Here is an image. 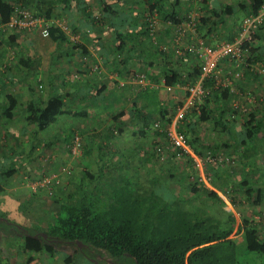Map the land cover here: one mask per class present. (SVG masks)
Returning <instances> with one entry per match:
<instances>
[{"label":"trees","instance_id":"obj_1","mask_svg":"<svg viewBox=\"0 0 264 264\" xmlns=\"http://www.w3.org/2000/svg\"><path fill=\"white\" fill-rule=\"evenodd\" d=\"M34 1L36 5L31 10L32 14L29 13L33 17L44 19L49 25L48 37L43 39H49L60 48L68 46L66 50L60 52L57 49L52 59L53 67L62 68L58 70V75L53 72L46 76L39 70L38 61L32 50L26 49L20 54L15 51L14 47L21 46L18 41L20 30L3 27L19 11L17 7L30 10V4ZM77 1L80 0H0V30L6 31L4 41H0L1 52L8 53L10 50L8 47H11L17 60V63H14L17 66L14 70L15 74H21V77H25L24 80L28 81V97L25 101L22 99L23 102L20 101L10 92L4 94L0 100V129L15 138L18 134L24 136V138L19 136L18 149L12 150L9 155L2 152L0 178H11L21 169H30V165L34 173L39 167L42 168V163L38 162L39 155L35 153V149L39 148L40 144L43 149L53 147L61 162H66L80 152L79 147L82 145L80 134H83V130L79 128L88 120L89 115L85 106L80 109L73 107L70 91L67 90L70 87L75 88L77 96L79 93H84L85 89L90 87V75L96 70L92 71L91 66L89 67L85 61L87 50L79 49L77 42L70 46L72 41L67 32L52 22L54 18L62 21L66 29L70 28V34L78 36L80 33L70 20ZM211 3L210 0H101L100 3V16L102 15L103 20L109 24L118 42L111 52L112 59L115 55L121 54L118 66L124 69L127 68L126 62L131 58H136L138 64L148 65L143 72L139 68L141 73L137 72L138 69L129 67L127 73L116 77L117 80L111 83V87L115 90L109 97L114 104L121 101L120 98L115 100L119 95L117 93L130 89L133 82L142 87V98L147 104L144 106L146 108L133 103L130 109L112 111L111 126H106L103 137L106 136V131L109 132L107 135H110L107 137H113V131H109L113 126H118V132L122 133L123 122L129 117L138 116L137 121L142 125L139 135L147 138L150 133L148 124L149 121H153L152 117L155 113L160 118H165L168 114L174 115L175 111L169 107L167 99L165 100L167 88L174 89L176 86L184 85L192 88L199 81L203 74L204 62L196 54V48L200 42L205 47L218 48L219 46L210 45V37H221L224 33L220 25L223 27L226 19L233 20L232 31L224 37L222 44L218 43L219 41H216V44H236L237 56L229 54L222 57L217 62L214 74L202 78L201 100L203 101L190 108L185 115L186 118L181 120L176 128L185 136L192 151L202 157L205 176L211 188L199 178V172L195 168L192 169L193 158L186 151L173 145L177 149V154L187 157V161L191 163L181 170H177L174 166L176 162L171 163L168 157L162 158L157 139L167 138V131L158 128L156 123L151 134L153 141L150 146L153 149L147 154L143 153L144 150L136 153L130 150L137 164V168L132 173L125 166H123L125 170L121 168L119 160L121 161L122 157L119 156L122 155L103 150L101 148L103 145L96 143V152L100 153L96 174L87 171L85 177L82 176L87 178V182L81 179L78 186L66 194L62 193L60 198H55L50 211L44 210L40 215L35 210L31 211L24 215L21 224L9 221L0 213V264H9L10 255L2 251V247L11 246L12 242L24 257L25 264H42L43 260L40 258L42 254L52 256L61 253L64 255L61 264H77L74 262L76 256H81L89 264H264V237H261L255 223L243 219L240 224H236L234 230L235 220L231 219L230 215L226 221H223V211L214 213L213 209L211 210L212 206L207 208L196 204L200 196L212 203L223 205L224 202L217 193L219 191L230 199L224 187L232 183L230 181L233 177L232 172L222 169L226 175L225 179H221L217 174L223 168L222 165L230 164L232 159L230 161L228 157L217 154L215 152L217 148L212 150L203 142L204 140H200L195 129L197 124L190 126L185 119L192 115L198 123H209L215 130L219 128L227 142L232 141L235 146L247 151L255 147L253 144L255 139L264 137L263 116L259 118L254 111L246 114L236 104L232 105L234 99L247 98L249 95L247 84L251 80L255 81L258 76L257 71H254L256 65L264 66V59L258 56L259 50L256 46V42L261 37L264 39L261 32L264 29V0H225L219 1V4L211 5ZM127 5L132 6L133 9L123 8ZM53 7L58 9L56 15L52 10ZM81 8L83 13L87 10L85 2L82 3ZM191 11H196L198 16H192ZM240 14L243 18H240ZM100 16L93 17L88 13L84 21L88 20L98 25L101 21ZM157 18L163 25L155 31ZM246 21L252 22L250 28H247ZM189 30H192L195 37H191L188 42ZM242 34L245 36L241 40ZM81 36L82 39L86 38L85 34H80L78 39ZM191 47L195 48L193 52L188 51ZM140 56L147 59L140 62L137 59ZM227 62L237 66L233 70V75H238L240 83L233 80L224 82L226 78L223 77L221 67ZM11 66L4 65V72L2 70L0 72V89H4V78L14 75L11 71L14 68ZM70 68H77L76 73L85 78L84 83H80L73 76L70 77ZM95 74L93 78L100 73ZM44 76L46 79H43ZM140 76L143 83L138 82ZM228 77L231 78L230 75ZM30 78L35 82H30ZM146 80L155 85L162 83L165 87L164 95L161 94L155 105L150 104V99H153L150 95L155 94L154 85L148 86ZM106 90L101 91V88L96 90L91 86L84 95L86 97L95 93L103 95ZM186 96H190L189 91L186 92ZM260 104L261 102L257 101L256 105ZM139 110H142L143 114H139ZM254 110L258 111L257 108ZM226 115L232 117L231 120H226ZM237 118L240 120L237 121ZM165 119L166 123H171L170 117ZM64 120L70 122L69 130L61 126ZM16 123L20 125V131L10 133V129L16 128ZM57 124L61 129L60 132L52 134L49 138L42 137L47 130L53 129ZM28 125L33 127L32 131H28ZM63 131L67 137L60 136ZM76 138H78V147L76 152H73ZM60 141L63 142V146L59 145ZM227 144L223 146L228 147ZM18 153L21 158L15 159ZM246 153L244 151V154ZM206 155H209L210 161L205 159ZM113 159H116V162ZM128 159H125L127 166ZM141 167H144L141 170L145 171L147 176L145 179L148 178L143 184ZM42 171L45 173L43 168ZM178 173L184 175L183 179H187L189 197L176 194L178 192L176 185L174 182L170 183ZM30 179L36 177L31 175ZM44 179H49V187L60 185L57 180ZM44 179L38 180L34 193L48 187L41 186ZM166 179L170 182L167 183ZM114 180L119 181V184L114 183ZM133 186L135 190L130 191ZM237 187L243 190L244 196L252 204L256 206L260 204L263 196L260 188L253 189L244 177L237 183ZM58 191L60 192L59 189ZM5 192V188L0 183V197ZM34 193L33 195H36ZM52 196L54 197V194ZM231 201L230 203L233 204ZM28 205L24 201L22 207ZM238 233L242 236L244 247L243 252L239 254L238 245L233 240V236ZM4 241L5 246H3Z\"/></svg>","mask_w":264,"mask_h":264},{"label":"rangeland","instance_id":"obj_2","mask_svg":"<svg viewBox=\"0 0 264 264\" xmlns=\"http://www.w3.org/2000/svg\"><path fill=\"white\" fill-rule=\"evenodd\" d=\"M217 1L218 0H216L215 3H218L219 1L224 2L225 0H219L218 2ZM20 9L26 10L32 14L31 10H33V7H31L30 10L17 7V10H20ZM53 12L56 15L58 11L53 10ZM191 14L192 16H195V17L198 16L196 11H191ZM240 18H243L241 14H240ZM52 22L57 25L62 24V21L57 20L56 18H54ZM225 23L226 24H224L223 27L220 25L222 32L224 34L221 37L211 36L210 45H214L216 47L220 46L218 45V43L222 44L224 37L225 36L227 37L228 34L232 31L231 28L233 25V20L226 19ZM162 25L163 24L160 23L159 19L157 18L156 24L154 27L155 31L161 28ZM66 32L70 38V28ZM261 32H263V36H264V29L261 30ZM5 33L6 31L0 30V41H4V37L6 36ZM19 33L22 34V36L24 34L33 33L37 35V38L43 39L40 36L39 31L37 30L36 31L22 30ZM187 33L190 34V36L187 37V41L189 42L190 38L195 37V36L193 35L192 30H189ZM46 40L50 41L49 39H46ZM74 40H77V39L74 38ZM211 40H214V41H211ZM216 41H219V42L216 44ZM206 42H208V40ZM256 46L259 50L258 56L264 59V39H262V37L260 40L256 42ZM63 48H60L58 52L63 50ZM5 49H6V46H5ZM42 50L43 49L40 50L41 53H42ZM0 56H1L0 57V72L1 70L4 72V68H3L4 65H12L13 68H16V65L14 64V63H17L16 55L14 52L11 51V49L8 50V53H5V54L1 52V49H0ZM42 56L41 58L43 59L42 60L43 68L41 69V71L45 73V70L49 69L48 67L50 64L52 66L53 72L57 73L58 70H62V68L58 69V67H53V63L51 59L49 60L46 54H43ZM139 68H141L142 70L141 72L145 70L144 65L140 64L137 67L138 72H140ZM236 68L237 66L231 65V63L229 62L224 63L222 65L221 67V70L223 72L222 74H223V77L226 78L224 82L227 80H233L235 82L237 81L238 83L241 82V80L238 79V75H233L234 74L233 70H235ZM225 69H227L226 72L224 71ZM11 71L13 72V74H15L14 69H12ZM254 71H257L258 76L255 81L251 80V82L247 84V90L249 92V95L244 100L240 98L234 99L232 102V105L236 104L238 108L240 110H243L246 114H249L250 112L254 111V113L257 114L259 118L262 116H263L262 118H264V66H262L261 64H258L256 65ZM228 74L231 76V78L228 77L229 76ZM56 75H58V73ZM43 79H45V76ZM197 83L198 81L196 82V84ZM146 84L151 87H153L154 85L155 94L150 95L153 98V99H150V104L155 105L158 98L164 95L165 87L163 86L162 83H158L155 85L151 82H147V80H146ZM195 86H193L192 88H189V85L176 86L174 89H171V91H167V94L165 95L166 96L165 100L167 99L166 102L168 103L169 107L173 108V110L175 111V114L174 115L168 114L165 117V118L170 117L171 123L168 124L166 123L165 118H160L155 113L154 114L155 116L152 117L153 121H149V124H148V131L150 132L149 137L147 138L140 137L139 130L142 128L141 127L142 125L137 121L138 116L135 117L136 119L128 118L126 121L123 122V124L121 125L122 126L121 130L123 131L122 133L118 132V126L117 127L113 126V129H109L110 132L113 131V137H107V136H110V135H107L109 133L108 131H106V136L103 137L104 130L107 127L99 128L98 124L102 125V121H103L106 124L109 123L108 127L111 126L110 118H111L112 111H117L123 108L130 109L132 108L133 103L139 104L141 107H144L145 104H147V102H144L145 100L143 101V98H142V94H141L142 87L138 85L137 83L133 82L130 89H127V90L124 89L122 93L123 95V101L121 100L122 103L120 101L112 106L107 105L104 109H102V112L100 113V116H99L100 120H98L97 123L95 121V122L84 123V125H80L79 130L80 129L83 130L82 131L83 134H80L82 145L81 147H79L80 152L76 153V155H74L73 157H70L66 162H61L60 161L61 159L58 160V157H56V154L54 152L55 149L52 146H51L52 147L51 149H48V148L43 149L42 148L43 146H41L40 144L39 148L35 149V153L39 155L38 162L40 164L42 163V168L45 170V173L42 171V168L40 167L34 173L32 170V165H30L31 167L30 169H21L18 173H15L11 178H6V177L0 178V183L3 185V187L6 190V192L2 194L0 197V203H1L0 210L2 211L0 213L5 215V218L8 219L9 221L13 223L21 224L24 221V215L29 214V212L31 211L35 210V212H37V214L39 215H40V212L44 210L50 211L49 210L50 206L54 204L53 201L56 200L55 198L57 199L60 198L59 196L62 193L66 194L68 191L78 186L81 179L87 182V178H84L87 171L93 174H96L97 172L96 165H97V162H99L100 160V153L98 151L96 152V147H95L96 143L103 145L101 146L103 150H106V151L110 150L113 154L122 155V156H119V157H122V160L121 161L119 160V162L121 163V168L125 170V167H126L128 168V170L130 169L131 171V172L126 171V172L132 173L137 168L136 158L133 153L144 150L143 153L147 154V152H150V150L153 149V147H151L150 144L153 141L151 134L153 131V126H155L154 125L155 123L157 124L158 128H161L167 131V138L157 139L159 146H160L162 158L165 159L168 157L171 163L176 162L177 164H175L174 166L177 167L176 168L177 170H181L182 168H185L186 166H189V164L192 163L191 164L193 165L192 169L195 168V170L199 172V178L202 179V181L206 184L208 188H211L210 185L208 184V179L205 176V170L203 166L204 161L202 157H199L198 155H196L198 160L200 161L201 166L198 162H195L194 160H193L194 163L193 162L189 163L186 159L187 157L185 158L184 156L177 154L176 147H174L168 140L169 129L177 131L176 130V128H178L177 124L181 120H184V118H186L185 115L189 111V109L192 108L195 104H199L203 101L201 100V98L197 99V96L193 94L192 90H194ZM10 89H12L13 91H17L19 87L18 85H15ZM19 90H22V89L20 88ZM187 91L190 92L189 97L186 96ZM257 101H260L261 104L256 105ZM255 108H257L258 111H255L254 110ZM139 111H140L139 114L141 113L143 114L142 110H139ZM231 118L232 117L226 115V120L228 119L231 120ZM238 120L240 119L237 118V121ZM186 121H188L190 126L193 124H197L195 129H196L199 139L204 140L203 142L207 143L212 150L213 148H217L216 151L214 149V151L217 154H220V155L222 154L224 157H228L230 161L232 159L230 164H223L222 165L223 168H221V170H219L218 171L219 173L217 174L221 179H225L226 175L222 171V169L232 172L233 177L230 179L232 183L231 184L228 183L227 186L224 187L229 193L230 199L225 197V195L221 193V191H219L217 193L222 198L224 202L223 205H220L218 203H212L208 201L207 199H205L204 197H200V196L198 197L196 204L203 205L207 208L209 206L210 207L212 206L211 210L213 209L214 213H217L219 210L221 212L223 211L222 213L223 221H226L228 218V215H230L231 219L235 220L234 230H236V224H240L243 219L252 221L253 224L255 223L257 225L260 231L261 237H264V137L255 139V142H253V144H255V147L247 151V150L240 148L239 146H235L232 141L227 142L225 140L226 139L225 136L221 133L219 128L218 130H215L214 127L209 123H198L196 118L192 115L190 116V118L185 119V122ZM68 125H70V122L68 123L66 120H64L61 126L64 127L65 130H69ZM95 125H96V128H95ZM20 129H21L20 125L16 123V128L14 127V129L13 128L10 129L9 132L10 133H14L15 131L19 132ZM27 129L28 131H32L33 127L28 125ZM60 131L61 129L58 127V124H57L55 125L53 129L47 130L46 134H43L42 137L49 138L52 134H56ZM19 136L24 138L23 134L22 135L18 134L17 138H15L11 134H5L4 131L0 129V156L2 155V152H5L7 155H9L12 153V150L15 151L16 149L19 148V143H18L20 139ZM60 136L67 137V134L63 131L60 133ZM135 136H137V138ZM21 141L24 142L23 139H21ZM225 143H228L227 144L228 147L223 146V144ZM42 145H45V143H42ZM59 145L63 146L64 144L63 142L60 141ZM251 146H247V147L250 148ZM28 148H29V145L27 146V149ZM130 150H134V152L130 153ZM244 151H246L247 153L244 154ZM19 155L20 154L18 153L15 156V159H17ZM139 156L141 157L144 156V158L146 157V155H139ZM101 157H103V155ZM243 157H245V160H243ZM126 158H129L128 166L125 165V161H127L125 160ZM115 160L116 159H113V161ZM44 162H46L47 164L43 165ZM123 166L125 167L123 168ZM152 166H151V170H153ZM143 168L144 167H141L140 170ZM81 172L82 174H80ZM144 172L145 171L141 170L142 184L146 183L145 180L148 179V178L145 179L147 176L145 175ZM117 173H120V172H117ZM130 173H127V174L131 175ZM31 175L35 176L36 179H30ZM83 175L84 177H82ZM162 175H165V174H162ZM242 177L246 178L250 182L251 187L253 189L260 188L262 190L263 196H261L262 199L258 206L252 204L250 200L246 199V196H244L243 190H240L237 187V183L240 181ZM44 178L54 179L55 181L57 180V183L60 185L56 187L48 186L44 189H39L38 191H36V193H34L35 186L39 182L38 180H42ZM183 178H184V175L178 173V175H176L174 179L171 180V182L167 181L168 179H166V182L167 183L174 182V185H176V191H178L176 192V194H180L184 197L185 196L189 197V194L187 193V185H186L187 179L185 180ZM114 183L119 184V181L114 180ZM57 187L60 190V192L58 191ZM14 189L16 191H14ZM134 190H135V186L130 188V191H134ZM33 193L36 195H33ZM53 194H54V197L52 196ZM230 200H232L231 202H233V204L230 203ZM24 201L27 203V205L29 202V205L26 207H22L24 204ZM233 240L235 244L238 245L237 246L238 254L242 253L244 250V247L242 244L241 234L238 233L237 235L233 236ZM3 246H5V241L3 242ZM2 251H4L6 254L9 253L8 255L14 252H16V254H19L17 246L14 242L11 243V246L2 247ZM42 259H43L42 264H61L62 260L64 259V255L62 253L57 254V255H52V256L44 254ZM11 260L12 258L9 257L8 259L9 263H11ZM22 260H23L22 256H21V259H17L14 257L12 262H14V264H21ZM76 260H82V264H89L86 260L82 259L81 256H76L74 259V262H76ZM125 264H128V263H125Z\"/></svg>","mask_w":264,"mask_h":264},{"label":"crops","instance_id":"obj_3","mask_svg":"<svg viewBox=\"0 0 264 264\" xmlns=\"http://www.w3.org/2000/svg\"><path fill=\"white\" fill-rule=\"evenodd\" d=\"M107 1V0H105ZM109 1V0H108ZM212 1V3L214 4L216 2V0H210ZM85 2V4L87 5V10L83 13L82 9V3ZM101 0H80L77 1L76 7H74V11L71 12V14L73 13L72 18L70 17V20L72 21V23L77 27L78 32L81 35H86L85 39H82V36L80 39H78L80 36V34L78 36H73L72 34H70V46L74 45V42L78 43V47L79 49H86L87 50V56H85V61H87L88 66H91V70H96L93 74H91L90 78H89V84L90 87L93 86L94 89L98 90L99 88H101V91H104L105 89H107L103 95H101L100 93L98 94H92L89 95L88 97H86L84 95V93L86 91H88V89L90 88L89 86L87 87V89H85V92L82 94H77V90L73 87H70L69 90H67L68 92L70 91V101L71 104L73 105L74 108L80 109V108H84V106L86 107L85 109L87 110L88 113V120L85 121V123L88 122H98L100 113L102 112V109H104L107 105H112L114 104L113 100H111L112 98H110L109 96L111 94H113L114 90L111 87V83L115 80H117L116 77L121 76L122 74L127 73L126 71L128 70L127 68L131 67V68H136L138 67V61H135V59H129L126 62L127 68H123L121 66H118L119 63V59L121 58V54L119 55H115L114 59L111 52L113 51L114 47L118 45V42L115 39L114 34L112 33V29L109 27V24H107L105 22V20H103V16H100L101 13ZM36 5L35 1L33 3L30 4L31 7L34 8V6ZM133 9L132 6L127 5V6H123V8H130ZM53 10H57L55 7L52 8ZM91 13L93 17L96 16H100L101 21L98 23V25H95V23H90L88 20L84 21V17L86 16V14ZM127 16V15H126ZM83 19V20H82ZM70 21V22H71ZM40 33V32H39ZM18 41L21 44L20 47H14L15 51H17L19 54L20 52H25V50H32V53L35 55V59L38 61V67L39 70H41L43 68V63H42V58H43V54H46L49 58V60L54 58L55 54H56V50L60 49V47L56 46V44H54L53 42L47 41L46 39H39L37 38L36 34L30 33V34H24L22 36V34L18 33ZM72 35V36H71ZM77 40H74V38ZM26 38V39H25ZM79 41V42H78ZM64 47V48H63ZM61 48L63 49H67L68 46H62ZM8 49H11V47H8ZM42 50V53L40 52V50ZM107 54H111L109 55V57L107 56ZM42 56V58H41ZM146 57H139L137 58L138 60H140V62H142ZM84 59V58H83ZM48 67V66H47ZM49 69L45 70V74L47 76L48 73L52 74L53 70H52V66L51 64L48 67ZM122 68V70H121ZM144 68H148V65L144 64ZM17 69L14 68V70ZM89 70V68H88ZM77 68L76 69H72L70 68V77L73 76L74 78H76L77 80L80 81V83H84V79L83 77H81V75H78ZM100 73L97 74V77L93 78L96 74L95 73ZM138 72V71H137ZM120 78V77H119ZM25 77H21V74H14L12 76H8L7 78H4V82L5 85L3 86L4 89H0V100L1 98L4 96V94H7L8 92L12 93L13 95H15V97H18L20 101L22 100H26L27 99V95H28V90H27V82L24 80ZM46 79V78H45ZM49 79V78H48ZM94 79V81H93ZM31 82H35V80L33 78L29 79ZM38 80V79H37ZM25 81V82H24ZM70 82H72V80H70ZM95 84V85H94ZM18 85L19 89L21 88L22 90H17V91H13L12 88L13 86ZM103 86V87H101ZM8 89H7V88ZM103 88V89H102ZM84 90V89H83ZM82 90V91H83ZM80 91V92H82ZM95 92V91H94ZM93 92V93H94ZM100 94V95H99ZM119 94L117 96V98H115V100H122L123 101V95L122 92L121 93H117ZM85 96V97H84ZM22 99V100H21ZM84 100V102H82ZM114 100V101H115ZM121 101V103H122ZM23 102V101H22ZM92 117V118H91ZM129 118H134L136 119L134 116L129 117ZM84 125V124H83ZM108 124L104 123L102 121V125L98 124L99 128H105ZM117 125V124H115ZM96 128V125H95ZM58 157V156H56ZM14 191H16L14 189ZM20 254V253H19ZM16 254V252L10 254V257L12 258V260L15 258L17 259H21V254ZM44 256V254H42L40 256L41 260L42 257ZM23 257V256H22ZM9 264H14V262H12ZM24 257L22 260L21 264H25L24 262ZM77 264H82V260H76Z\"/></svg>","mask_w":264,"mask_h":264},{"label":"built area","instance_id":"obj_4","mask_svg":"<svg viewBox=\"0 0 264 264\" xmlns=\"http://www.w3.org/2000/svg\"><path fill=\"white\" fill-rule=\"evenodd\" d=\"M246 26L247 28H250L252 25V22L246 21ZM61 28H64L65 31H68L69 29L65 28L64 23L62 22ZM5 29L13 30H39L40 35L42 38H47L48 37V31H49V25L48 23L42 19V18H37L33 17L28 11L24 10H19L16 12V15L13 16L8 24L6 26H3ZM1 28V26H0ZM247 31V30H246ZM245 35L242 34L241 40L243 39ZM194 47H191L188 49L189 52L194 51ZM196 54L199 55L200 58H202L204 62V68H203V74L201 78L199 79L198 83L194 87L193 94L197 96V99H200L201 96L203 95V91L201 89V81L202 78L204 77H209L214 74L217 62L219 59L222 57H226L227 55L231 54L232 56H237L238 49L236 47V44H223L220 45L216 49H212L210 47H205L201 42L199 43V46L195 50ZM138 82L143 83L142 76L138 77ZM172 88H167V91H171ZM168 140L169 142L186 151L195 162H198L200 164V161L198 160L196 154L192 151V149L189 147L187 140L185 136L175 130H170L168 132ZM78 147V138L75 139V147H73V152H76ZM206 160H211L209 155H206L205 157ZM201 166V164H200ZM49 179H44L41 183V186H48Z\"/></svg>","mask_w":264,"mask_h":264},{"label":"clouds","instance_id":"obj_5","mask_svg":"<svg viewBox=\"0 0 264 264\" xmlns=\"http://www.w3.org/2000/svg\"><path fill=\"white\" fill-rule=\"evenodd\" d=\"M34 31H36V30H34ZM37 31H39V30H37ZM40 32V31H39ZM41 36V35H40ZM195 86V85H194Z\"/></svg>","mask_w":264,"mask_h":264}]
</instances>
